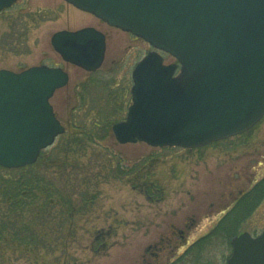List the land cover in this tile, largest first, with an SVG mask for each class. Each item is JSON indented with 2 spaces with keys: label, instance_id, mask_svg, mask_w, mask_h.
Wrapping results in <instances>:
<instances>
[{
  "label": "rangeland",
  "instance_id": "rangeland-1",
  "mask_svg": "<svg viewBox=\"0 0 264 264\" xmlns=\"http://www.w3.org/2000/svg\"><path fill=\"white\" fill-rule=\"evenodd\" d=\"M89 26L110 36L104 61L92 73L65 63L50 44L58 31ZM146 50L141 40L63 0H18L0 12V69L58 66L69 76L67 86L50 100L66 132L39 164L51 185L41 186L32 204L9 212L1 196L13 174L0 169V225L14 224L20 233L27 227L43 246L19 244L7 230L0 243V264H183L185 249L264 177V117L246 133L192 150L115 141L110 127L125 117L131 71ZM163 57L164 63L173 62ZM100 129L106 138H99ZM86 131L106 149L78 135ZM110 153L129 167L137 163L136 174L116 178V159ZM263 230L264 200L237 235L254 236ZM228 245L216 240L198 264H226Z\"/></svg>",
  "mask_w": 264,
  "mask_h": 264
},
{
  "label": "water",
  "instance_id": "water-1",
  "mask_svg": "<svg viewBox=\"0 0 264 264\" xmlns=\"http://www.w3.org/2000/svg\"><path fill=\"white\" fill-rule=\"evenodd\" d=\"M18 0H0V12ZM141 38L154 51L131 72V102L111 126L118 144L192 150L243 134L264 117V0H63ZM86 72L105 57V36L86 27L50 38ZM159 52L173 62L166 64ZM61 67L0 69V166L19 169L65 133L50 99L67 86ZM226 264H264V230L231 241Z\"/></svg>",
  "mask_w": 264,
  "mask_h": 264
},
{
  "label": "trees",
  "instance_id": "trees-1",
  "mask_svg": "<svg viewBox=\"0 0 264 264\" xmlns=\"http://www.w3.org/2000/svg\"><path fill=\"white\" fill-rule=\"evenodd\" d=\"M130 99H127L125 102L126 105ZM128 106V105H127ZM106 121V120H104ZM109 126V122H105ZM104 123V124H105ZM100 125V124H99ZM103 126V125H102ZM101 126V127H102ZM100 127V128H101ZM111 128V127H110ZM107 129V127L105 128ZM102 137L100 139L106 138V131L100 129ZM83 133V132H82ZM81 134V133H80ZM79 136L84 137L86 142L95 146H101L95 135H92L90 131H86ZM76 135V138L78 137ZM47 150H44L40 153L38 161L24 168L11 169L7 170L12 172L13 177L7 179V185L5 183L2 193V198L7 202L9 207V212H16L23 209L25 206L29 205L35 195V192L42 191L41 186H50L51 180L47 179L41 173L42 167L39 164L43 161L44 155H46ZM110 156L116 159V164L114 163L113 173L116 178L129 177L130 174H136V164H131L132 166L125 165L121 157L115 153H110ZM2 167H0L1 169ZM6 170V169H5ZM49 178V177H48ZM4 179V177H3ZM1 181V180H0ZM57 190V191H56ZM55 190V194L59 195L62 198L61 193L58 189ZM264 200V177L256 182L251 188L239 195L232 207L222 215V217L217 221L213 228L202 237L198 238L195 242L190 244L183 254L180 256V260H183V264L194 262L198 264L201 261H204V256L206 254L207 248L213 244L216 240H222L223 242L229 243L232 237L236 236L240 230L241 224L248 219V216L253 211V209ZM66 204L68 201H65ZM69 206V204H67ZM9 225V224H8ZM11 231L12 237L19 244L31 245L35 248H41L43 246L42 240L38 237V234L29 230L27 227L22 228V233H20L19 228H16L14 224H10L8 227L4 223L0 225V243L5 240L4 232ZM180 260L178 262H180Z\"/></svg>",
  "mask_w": 264,
  "mask_h": 264
},
{
  "label": "flooded vegetation",
  "instance_id": "flooded-vegetation-1",
  "mask_svg": "<svg viewBox=\"0 0 264 264\" xmlns=\"http://www.w3.org/2000/svg\"><path fill=\"white\" fill-rule=\"evenodd\" d=\"M101 24H105V23H103V22H101V21H99ZM106 25V24H105ZM109 27V26H108ZM102 32V31H101ZM104 35H105V37H106V41H107V39L110 37V36H108L107 35V33H105V32H102ZM128 34V33H127ZM129 36H132V35H130V34H128ZM135 40H140V39H138V38H136V37H134V36H132ZM142 41V40H141ZM143 42V41H142ZM143 43H145V42H143ZM146 44V43H145ZM147 46H148V50H146V53H148L149 51H151L152 49L149 47V45L148 44H146ZM150 248H152V247H148L147 248V250L148 249H150Z\"/></svg>",
  "mask_w": 264,
  "mask_h": 264
}]
</instances>
